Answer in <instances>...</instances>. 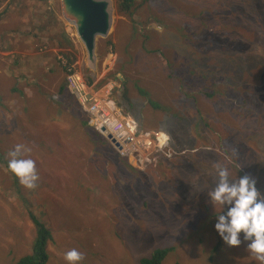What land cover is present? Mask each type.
<instances>
[{
	"label": "rangeland",
	"instance_id": "1",
	"mask_svg": "<svg viewBox=\"0 0 264 264\" xmlns=\"http://www.w3.org/2000/svg\"><path fill=\"white\" fill-rule=\"evenodd\" d=\"M28 1L26 8H16L0 17V153L4 160L14 144L22 143L30 149L26 155L36 162L39 178L43 179L41 163L52 169L82 163L79 167L87 172L89 163L94 168L102 167L96 157L101 160L105 154L113 158L112 146L106 138L97 140L102 147L97 155L92 153L93 139L88 130L79 128L83 119L75 118L73 122L70 118L71 104L61 109L54 105L53 99H59L57 89L63 75L59 66L64 62L61 50L73 51L72 68L81 71L86 67L93 76L92 85L99 88L111 84L112 96L117 101L122 82L133 85L129 93L135 97L131 98L134 107L127 111L117 105L136 120L139 128L147 122V126L153 127L147 130L166 132L170 139V156L162 151L150 154L160 157L157 162L148 163L150 175L142 178L128 175L129 182L117 185L130 199L127 209L140 217L137 224L133 223L132 231L125 230L123 240L128 247L117 238L112 246L98 245L96 241L98 248L93 253L84 250L83 243L78 241L71 247L86 258L81 264H139L140 257L163 247L172 250L160 264H259L245 249L247 242L242 241L238 247L222 243L213 229L219 208H212L207 193L216 183L215 166L223 165L230 178L243 175L254 178L257 189L264 194V82H246L254 87L247 90L246 99L240 94L238 81L232 87L238 73L245 72L244 61L248 59L264 75V65L258 60L262 56L255 55L244 38L261 40L264 0H135L131 18L117 13L116 0H112L113 24L106 37L97 39L93 69L87 67L86 53L74 27L63 18L60 0H47V4L64 24L72 49L53 45L58 34L52 32L49 38L50 34L39 23L47 16L36 15L41 10L36 9L33 0ZM17 5L22 7L16 3L10 8ZM44 6L41 3L40 8ZM3 7L8 8V0H0V12ZM221 17L224 21L232 19L229 27L237 37L230 39V45L239 55L241 62L237 65L233 52L220 54L219 36L212 32L214 27L217 32L229 30L222 27L225 24ZM105 39L113 44L101 49ZM52 65L55 68L49 71ZM149 102H156L159 109L151 110ZM208 112L212 114L210 121L206 118ZM87 126L92 128L88 123ZM147 158L141 159L137 166L123 159L144 171ZM162 169L170 180L155 172ZM11 179L6 164L0 162V264H14L29 253L35 237L34 225L22 215L29 212V206H17L18 196L10 188ZM56 179L59 176L50 178V182ZM101 179L111 185L115 177ZM158 179L163 183H158ZM58 188L64 200L58 206L44 200L46 191L33 193V198L45 202L33 212L41 215V221L52 220L56 228L67 223L68 205L75 204V209L89 202L86 195L82 199L81 193L71 190L70 196L59 185ZM76 197V202L68 201ZM144 203L148 206H143ZM57 209L60 216L55 215ZM92 212L95 214L98 209L93 207ZM91 221L97 223L93 217ZM68 225L74 229L71 222ZM56 228H52L46 264H65L62 254L71 249L62 227L61 231ZM98 229L103 233H93L94 238L104 240L108 233L112 235L106 224L100 223Z\"/></svg>",
	"mask_w": 264,
	"mask_h": 264
},
{
	"label": "trees",
	"instance_id": "2",
	"mask_svg": "<svg viewBox=\"0 0 264 264\" xmlns=\"http://www.w3.org/2000/svg\"><path fill=\"white\" fill-rule=\"evenodd\" d=\"M31 1V0H30ZM35 7L37 10H41L37 13L39 17L47 16L44 20H41L42 22H39L41 25L44 26V28L47 30V33L50 34L49 38L51 37L52 32L58 34L57 39H54L53 45L58 48H71L72 49V40L69 37V35L64 30V24L62 21L58 20L57 16L54 14V12L51 11V6L47 4V0H33ZM39 2L40 4H38ZM21 4L22 7L16 6L14 8H10L11 5L14 4ZM41 3H44V7L41 9ZM29 4L28 0H8V8L3 7L2 11L0 12V17L5 13L8 12L11 13L12 10L16 11V8H20V10L24 9L23 7H27ZM115 8L116 12L119 14H122L126 17L131 18L134 13V9L136 8V1L135 0H116L115 1ZM10 10V12H9ZM19 12H25V11H19ZM222 12V11H221ZM221 15L225 16L224 12L221 13ZM220 21L224 22V26L229 30L227 32H217L216 28L214 27L212 32H216L219 36V52L220 54L224 55V53L227 52H233L235 54V63L234 65H237L240 63V58L238 53H236V50L233 49L230 45V39H235L237 36L235 35L234 31L230 30V22L232 21L231 18L223 20V17L220 18ZM221 24V23H220ZM52 25L49 27L48 26ZM55 30H53V27ZM29 28V27H27ZM14 29H12L13 31ZM253 31L252 29H250ZM25 32H30V30H25ZM226 35V37L224 36ZM251 45V50L255 53V55L260 54L262 58H259L260 64L264 65V34L261 33L260 41L253 38V37H244ZM112 42L110 39H105L102 41L101 49L112 46ZM100 49L99 55L102 56L103 52ZM245 50V49H244ZM62 57L64 58V62L60 64L63 73L62 75V82L59 83L58 89H57V98L59 99H53L54 105L58 106V109L63 108L66 104H71L72 110L70 118L73 119V122L75 121V118L77 121H82L79 124V128L83 131H87L89 128L87 126V115L84 111L81 110L79 105L77 104L74 97L71 95V93L67 90L66 84L64 82L66 74L70 72V69L74 63L75 57L73 54V51L68 50H61ZM252 59H248L244 61L245 66V72L242 74L238 73L237 80L233 82L234 84L232 87L237 85H240V94L245 95L244 98L246 99L249 94L247 93V90L252 89L254 90V87L252 85H248L246 82H252L253 80L257 83L264 82V75L262 76L260 71H257L253 66H255L252 62ZM55 63V61H54ZM55 68L54 65H52L49 69L53 70ZM242 71V70H241ZM81 73L83 74L85 80L88 84H92L93 82V76L91 72L86 68L83 67L81 69ZM123 83V88L121 91V94L118 98V105L124 107L127 111L132 109L134 107V103L132 102L131 98H135L131 96V93H129L131 90H133V85L128 86L127 83ZM242 83V84H241ZM102 83H99L100 85ZM96 87V85H94ZM243 86V87H242ZM138 91L140 93V89L138 88ZM66 95L64 99H60L62 96ZM55 96V97H56ZM209 96H212L210 94ZM225 106L226 103L223 102ZM149 107L151 110L155 109L158 110L159 105L155 102H149ZM67 109V108H64ZM212 117V114L210 112L207 113V120ZM86 119V120H84ZM142 124V123H139ZM223 128V126L221 125ZM143 130H147L150 128H153L151 126H147L146 124L141 127ZM93 129V128H92ZM155 129V128H154ZM89 131V130H88ZM97 132V131H96ZM89 135L92 137L93 141L91 145L93 146L92 153L95 155L98 154V151L100 150V147L102 145L99 143L98 138L96 141H94L93 136H97L100 139L104 138L102 135H100L97 132ZM242 132V131H241ZM55 135V132H53ZM103 149V148H102ZM112 151V157H109L105 154H103V157L101 160H98L96 157V161H99L102 163V167L100 168V165H98L96 168L93 167V163L87 168V172L80 168L79 166L82 165V163H71V165L66 166L65 169H57L47 166L45 163H41V172L45 178H39L37 181V186L34 189H26L22 185L19 184L17 178L12 174L13 179H11L10 188L13 189L15 192H17V206L22 207H28L29 206V212L22 213L24 219L28 220L32 226L35 228V237L31 246V251L20 258L16 260L14 264H46L47 258H48V248L51 244V236L53 233L52 228H56L57 226L55 223H53L52 220L44 219L41 221V215L39 213L33 212L35 209H39V207H43L45 205V202L43 199L40 198H33V193L36 191H46L44 195V200L46 199L50 205L58 206L59 201L63 200V192L62 194L58 192L59 188L58 185L61 187L64 191H68L69 193L67 195L73 194L76 192L78 195L80 193L82 194L81 198L84 199L83 196L89 197L88 203L78 205L77 208L73 209V206L75 204L72 203L73 206L68 205V213L66 216L67 223L65 225L61 226L62 230L65 234V239H67V243L69 247H74L77 242L83 243L84 250H91L94 251L98 248V245L100 244H109L110 246L114 245L116 243L114 238H117L119 241L122 240V245L128 247V243L123 240V238L126 237L125 230L132 231V225L133 223H138V220L140 219L139 215H136L131 212L130 209H127V205L130 204V199L127 197L125 192L119 191L118 186L121 184V181L123 182H129L127 180L128 175H134V177L142 178L146 174H149V171L151 170L148 167V163H155L159 159L158 157L154 156L150 160H146V168L144 171L137 170L133 166L127 164L121 156L114 151L112 147H110ZM89 152V151H87ZM34 158V157H33ZM45 158V157H44ZM43 158L44 161L45 159ZM35 159V158H34ZM92 158L89 159L90 162ZM50 160V159H48ZM5 160L2 158V155L0 153V162L2 164H6L4 162ZM128 161V160H127ZM169 162V161H168ZM237 166V165H236ZM234 165V168L238 170V167ZM76 169L74 172H71L72 170ZM51 170V171H50ZM98 170V171H97ZM158 170H155V172L164 179L170 180L171 177L169 174L165 173L163 169L160 172H157ZM67 175V176H66ZM48 176V177H47ZM59 176V179L56 181L53 180V182H50V178L55 179V177ZM65 176V177H64ZM100 176V178L98 177ZM115 177V179L112 181L111 186L109 183L106 185V182L103 181L101 178L103 177ZM158 183H163V181H160V179L156 180ZM10 182V181H9ZM107 186V187H106ZM9 190V189H8ZM73 190V193L70 192ZM92 190V193H91ZM109 194V195H108ZM69 196V197H70ZM78 198L71 200L69 198L68 201L76 202ZM51 201V202H50ZM66 202V201H65ZM143 206H148V203H144ZM95 207L98 209L97 213L92 212V208ZM58 208V207H57ZM59 210L57 209V213L55 215H59ZM60 216V215H59ZM95 218L97 223H93L91 219ZM57 219V218H55ZM68 222H71L74 225V229L71 228L68 225ZM100 223L107 225V230L111 232V236L108 233V235H105L104 240H101L100 238H94L93 233H98L100 235L103 233L102 230L98 229V226ZM48 224H51L49 226H46ZM61 227L56 228L58 231H61ZM121 227V228H118ZM68 235V236H67ZM113 239V240H112ZM110 240H112L110 242ZM98 245H97V242ZM93 244L95 245V249L93 248ZM67 246V245H66ZM67 246V248H68ZM71 247V249H73ZM172 247H163V248H156L150 254L149 256H143L139 259V264H160L162 260L171 252ZM94 255V254H93ZM93 258V257H92ZM83 260H86L84 257ZM178 264V263H174Z\"/></svg>",
	"mask_w": 264,
	"mask_h": 264
},
{
	"label": "clouds",
	"instance_id": "3",
	"mask_svg": "<svg viewBox=\"0 0 264 264\" xmlns=\"http://www.w3.org/2000/svg\"><path fill=\"white\" fill-rule=\"evenodd\" d=\"M29 151L22 143L14 144L6 153L5 160L7 169L19 184L26 189H34L39 175L36 162L26 155ZM215 169L216 183L207 193L208 203L212 208H219L214 216V231L228 247H238L242 241L247 242L245 249L252 259L264 264V194L249 175L230 178L225 166L216 165ZM62 259L65 264H81L84 256L73 248L65 251Z\"/></svg>",
	"mask_w": 264,
	"mask_h": 264
},
{
	"label": "built area",
	"instance_id": "4",
	"mask_svg": "<svg viewBox=\"0 0 264 264\" xmlns=\"http://www.w3.org/2000/svg\"><path fill=\"white\" fill-rule=\"evenodd\" d=\"M72 67L65 77L67 89L86 113L88 124L104 138L111 136L107 140L119 156L137 166L158 151L171 155L166 132L139 128L136 120L116 105L111 84L99 88L88 84L81 71Z\"/></svg>",
	"mask_w": 264,
	"mask_h": 264
},
{
	"label": "water",
	"instance_id": "5",
	"mask_svg": "<svg viewBox=\"0 0 264 264\" xmlns=\"http://www.w3.org/2000/svg\"><path fill=\"white\" fill-rule=\"evenodd\" d=\"M60 5L63 18L74 27L75 34L84 47L87 67L93 69L97 58V39L106 37L113 24V1L60 0ZM110 138L107 135V139Z\"/></svg>",
	"mask_w": 264,
	"mask_h": 264
},
{
	"label": "crops",
	"instance_id": "6",
	"mask_svg": "<svg viewBox=\"0 0 264 264\" xmlns=\"http://www.w3.org/2000/svg\"><path fill=\"white\" fill-rule=\"evenodd\" d=\"M100 76H101L100 74H99V75H96V81L100 78ZM66 88H67V87H66ZM67 90H68V89H67ZM68 91H69V90H68ZM114 100H115V103H116V105H117V99L115 98ZM117 106H118V105H117ZM87 123H88V122H87ZM88 130H89L88 132H90V134H92L93 132H94V133L96 132V131H95L94 129H92V128H89ZM94 133H93V134H94ZM96 135H97V132H96ZM93 137H94V139H97V138L100 139V138L97 137V136H96V137L93 136ZM154 156H155V155H151V157L147 158L146 160H150V159H152ZM158 159H159V157H158Z\"/></svg>",
	"mask_w": 264,
	"mask_h": 264
}]
</instances>
